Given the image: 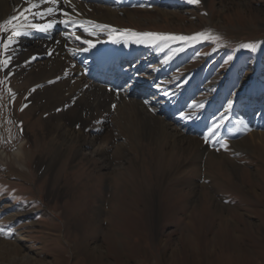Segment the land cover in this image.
<instances>
[{"label":"rangeland","instance_id":"374dc122","mask_svg":"<svg viewBox=\"0 0 264 264\" xmlns=\"http://www.w3.org/2000/svg\"><path fill=\"white\" fill-rule=\"evenodd\" d=\"M156 2L125 6L126 12L106 22L117 30L211 32L214 38L169 41L172 49L183 48L175 55L162 42L141 43L145 51L136 52L129 68L140 66L142 75L159 76L156 83L165 92L192 95L186 114L209 111L214 120L227 107V101L217 100L221 92L235 96L228 122L244 131L250 150L236 148L227 133V150L221 143H206L204 136L193 148L168 138L161 143L141 138L108 173L99 156L86 152L74 158L79 146L74 143L45 171L47 165L39 168L37 160L52 157L60 140L50 143L46 115L30 101V83L8 77L5 87L27 137V160L19 164L9 158L16 147L0 131V240L25 237L26 251L0 250V264H264V136H251L259 130L242 116L264 119V0ZM111 29L112 39L131 35ZM250 42L258 43L256 51L240 47ZM145 98L155 106V96ZM193 101L205 106L190 108ZM213 102L219 103L216 109ZM114 104L111 125L117 117L126 118ZM3 106L0 122L7 113ZM124 179L132 187L122 186ZM9 215L14 218L5 221ZM115 220L127 223L119 227ZM108 226L113 247L106 241ZM102 241V249L94 251Z\"/></svg>","mask_w":264,"mask_h":264},{"label":"bare ground","instance_id":"6f19581e","mask_svg":"<svg viewBox=\"0 0 264 264\" xmlns=\"http://www.w3.org/2000/svg\"><path fill=\"white\" fill-rule=\"evenodd\" d=\"M142 1L144 0H71V4L75 5L74 10L70 9L67 3L58 5L71 13L69 17L56 12L53 16L42 18L34 14L42 12L46 7H52L47 0L44 3H40L39 0H0V24L15 16L12 24L16 26V30L27 32L18 37L15 51L11 53L13 57L10 64L11 73L7 69H0V106L3 103L7 111L3 116L4 121L0 122V131L16 147L14 152L9 154V158L19 164H24L27 160V137L24 130L19 129L16 117L12 113L11 94L5 87L8 77L12 76L28 81L35 89L30 101L46 115V130L48 136L52 137L50 143L60 140L59 148L52 157L37 160L39 168L47 165L45 171L61 160L74 143L79 145L74 158L86 152L99 156L104 160L108 173L116 171L119 157L125 158L127 152L141 138L160 143L168 138L171 141L173 139L178 143L188 144L192 148L201 144L200 137H205L208 133L214 114L209 111L199 112L190 119L182 118L181 113L188 109L187 104L192 100V95L182 94L176 90L165 92L156 83L159 76L152 78L142 75L140 66L129 68L136 52L145 51L141 50V43L135 42L136 37L125 34L112 39L109 38L110 30H101L86 23L94 21L96 24L108 25L106 19L126 12L125 6L140 3L145 7L157 3L156 0H145V3H141ZM32 4H38V8L29 10ZM64 19H75L77 25L83 24L88 31L82 27H70L61 23L60 21ZM49 20L55 23L47 33L29 28L31 24L43 25ZM4 27L11 28L12 25L6 24ZM93 31L96 35H90ZM76 36H80L81 39L77 40ZM83 40L92 41L95 47L80 51L88 48V45L83 44ZM33 56L36 57L35 60L31 59ZM3 58L5 57L0 56V59ZM57 77L60 79L57 80ZM110 88L119 89L120 95L109 91ZM173 92L175 95L171 94ZM149 94L157 98L155 106L149 101L145 103L147 101L145 97ZM218 98L223 102L231 100L233 104L235 103V96H230L225 91L221 92L217 100ZM114 103H119L117 109L119 112L122 111L126 118L117 121L118 117L115 115L114 119L117 118L111 125ZM218 106V102H213L211 108L216 109ZM245 106L248 110V105ZM118 110L115 114H119ZM252 114L242 116L253 129L259 130L251 136L257 135L260 138L264 136V133L260 132L264 130V119ZM117 123L121 124L118 126ZM233 127L231 122H228L226 128L220 129V132L227 133L236 148L249 149L248 138L241 137L244 131ZM115 134L119 139H114ZM105 139L108 140L106 143ZM2 153L6 156L8 154L4 150ZM125 183L129 187L133 185L128 179L123 180L122 186ZM126 217L132 218L128 214ZM13 218L10 215L6 216L5 221ZM116 222L115 226L124 227L126 221H122L121 224ZM107 234L106 241L112 243L113 247L115 238L110 227ZM101 243L103 241L96 244L93 250L102 249ZM25 245V237L12 241L0 240V250L3 249L11 255L26 251Z\"/></svg>","mask_w":264,"mask_h":264},{"label":"snow or ice","instance_id":"6c2138e0","mask_svg":"<svg viewBox=\"0 0 264 264\" xmlns=\"http://www.w3.org/2000/svg\"><path fill=\"white\" fill-rule=\"evenodd\" d=\"M40 3H44L45 0H39ZM48 3L52 5V7H46L42 12H36L34 15H40L42 18L45 16H53L54 13L60 12L61 15L65 17H69L71 13L69 11H65L62 7H58V5H61L62 3H67L69 5L70 9H75V5L71 4V0H47ZM191 3L193 4H199L201 3V0H190ZM31 8H38V4H32L30 6ZM16 17L13 16L9 20H5L3 24H0V56H4L5 58L0 59V69H7L9 73H11L12 69L10 67L11 61H12V54L15 51V45L18 42V37L21 35L27 34V32H19L16 30V26L12 24V21L15 20ZM61 23H64L67 26L70 27H82L84 28L85 31H88V28L84 27L83 24L77 25V21L75 19H64L60 21ZM55 21L49 20L48 23L39 25V24H31L29 26L30 29H38L39 31L47 33L49 29H51L54 26ZM88 25H94L95 28H99L101 30H109L111 29L110 25H100L96 24L94 21H87L86 22ZM12 25L11 28H5L4 25ZM112 32L115 31H121V32H131V35L134 37H137L136 43H149L153 46H159V44L162 42L165 44V46L169 47V51L175 55L177 51H182L183 48L179 49H172L169 45V41H180L184 43L188 42H196L199 40H208V39H213V35L211 32H198L195 33L191 36H184V35H174V34H163V33H138L134 32L131 30H117V29H111ZM110 34V33H109ZM90 35H96V32L93 31L90 33ZM77 40H80V36L75 37ZM118 42V41H117ZM83 44L88 45V48H83L80 49V51H87L90 48L95 47V43H93L90 40H83ZM258 43L256 42H250V43H244L241 44V48H246L249 49L250 51H256L258 47ZM76 53L74 52L73 55ZM32 60H35L36 57L33 56L31 58ZM168 59H171V56L168 57ZM232 57H229V60H231ZM167 63V59L164 61ZM25 63H29V61H25ZM67 75V73H65ZM7 79V76L5 77ZM60 79V77H57V80ZM185 83L187 81H184ZM49 83H55V81H49ZM87 87V85H85ZM179 87V85H178ZM11 91V90H9ZM32 91H35V89H32ZM109 91H114L117 96L120 95V90L119 89H109ZM168 95L169 93H165ZM172 95H175V93H171ZM15 94L13 93V99H14ZM145 103H148L147 101ZM27 105H24L26 107ZM205 105L202 102H196L193 101L191 105H189L190 108L193 109H198V108H203ZM67 107V106H66ZM113 109H115L116 105H112ZM233 107V102L231 100L227 101V107L223 113L220 114V116L216 119L213 120L212 125L208 128V133L205 135L204 140L206 143L208 142H214V143H221V146L227 150V143L225 142V137L223 134L220 132V129L226 128L228 121H230L231 117L229 115L231 109ZM23 110V108H21ZM59 110V109H58ZM194 113H181L182 118L184 119H190ZM22 123V122H21ZM243 124V122H240ZM23 129L21 128V131ZM219 150V149H217ZM4 229L0 228V233H3Z\"/></svg>","mask_w":264,"mask_h":264}]
</instances>
